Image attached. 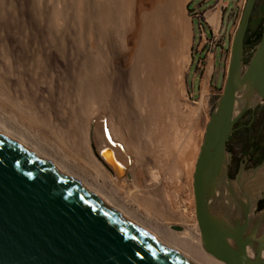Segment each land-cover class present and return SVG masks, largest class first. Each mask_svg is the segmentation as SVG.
<instances>
[{
    "label": "water",
    "instance_id": "water-1",
    "mask_svg": "<svg viewBox=\"0 0 264 264\" xmlns=\"http://www.w3.org/2000/svg\"><path fill=\"white\" fill-rule=\"evenodd\" d=\"M255 2L243 4L223 90L209 113L192 175L202 248L225 264H264V210L254 212L264 189L248 185L263 170L264 158L248 170L241 163L232 179L226 149L237 121L264 102V19L247 62L243 54ZM104 151L119 176L120 165ZM0 264L195 263L0 129Z\"/></svg>",
    "mask_w": 264,
    "mask_h": 264
},
{
    "label": "rangeland",
    "instance_id": "rangeland-1",
    "mask_svg": "<svg viewBox=\"0 0 264 264\" xmlns=\"http://www.w3.org/2000/svg\"><path fill=\"white\" fill-rule=\"evenodd\" d=\"M193 1L0 0V84L19 93L42 89L45 91L40 93L44 96L56 90L58 92H55V98L60 99V104L68 105L70 102L66 97L69 91L81 89L79 84L82 81L111 75L114 57L119 59L124 89H141L135 82L137 78L144 77L147 64L157 63L158 55L162 54L165 58L170 53L166 61L168 63L170 60L169 63L174 65L175 70L168 78L170 84L166 81L168 86L164 89H170L168 97L175 106L180 123L179 141L175 138L179 143H176L178 147L175 154L178 155L182 150L188 153L186 158L179 159L176 167L179 169L173 173L175 183H182L176 196L179 201L175 200V204L185 214L189 224L197 225L192 175L205 124L223 86L220 89H210L208 99L198 95L196 89H190L187 73L193 31L190 23L191 17H194V8H191ZM244 2L245 0H239L228 13L231 41ZM263 16L264 0H256L250 14L251 28ZM182 30L187 33L189 43L183 59H177L172 45L174 46V37L182 33ZM147 42L150 44V51L143 58L139 49ZM51 54L56 55L63 63L57 76L46 73L47 57ZM111 83L112 76L105 89H110ZM131 94L134 97L137 92L132 90ZM71 100H75V97L73 99L71 96ZM72 102L71 104H76ZM135 106L137 103H134ZM135 109L139 111V107ZM227 151L228 173L232 179L238 174L241 163H244V170H248L264 158L263 101L245 112L237 121L236 130L228 141ZM92 155L106 169L94 155L93 149ZM128 173L126 171L125 176H129ZM253 179L248 180L251 191L257 187L252 184ZM169 226L177 232L183 231V225L178 221L171 222Z\"/></svg>",
    "mask_w": 264,
    "mask_h": 264
},
{
    "label": "bare ground",
    "instance_id": "bare-ground-1",
    "mask_svg": "<svg viewBox=\"0 0 264 264\" xmlns=\"http://www.w3.org/2000/svg\"><path fill=\"white\" fill-rule=\"evenodd\" d=\"M173 42L177 59H183L187 33L177 34ZM149 51L147 42L139 54L144 58ZM160 55L157 63L147 64L144 77L136 79L141 89H124L119 59L114 57L111 75L82 81L81 89L69 91L68 105L55 98L56 90L44 96L42 89L19 93L0 84V129L193 263L225 264L202 248L197 225L189 224L175 204L182 183H175L173 173L188 153L175 154L180 123L168 97L170 89H164L175 69L166 61L170 53ZM47 63L46 73L57 76L62 61L51 54ZM111 76L113 83L105 89ZM132 90L137 92L134 97ZM71 96L75 100L70 101ZM104 149L103 155L120 165L118 177L101 156ZM252 184L264 189V168ZM174 221L183 225V231L170 228Z\"/></svg>",
    "mask_w": 264,
    "mask_h": 264
},
{
    "label": "crops",
    "instance_id": "crops-1",
    "mask_svg": "<svg viewBox=\"0 0 264 264\" xmlns=\"http://www.w3.org/2000/svg\"><path fill=\"white\" fill-rule=\"evenodd\" d=\"M239 0H194L193 31L187 80L190 89L208 99L210 89L224 85L229 61L231 24L228 13ZM200 25V27H199ZM189 43V39H188Z\"/></svg>",
    "mask_w": 264,
    "mask_h": 264
},
{
    "label": "trees",
    "instance_id": "trees-1",
    "mask_svg": "<svg viewBox=\"0 0 264 264\" xmlns=\"http://www.w3.org/2000/svg\"><path fill=\"white\" fill-rule=\"evenodd\" d=\"M187 9H189V5L187 6ZM263 19H264V16L261 18L259 23L254 28H251V26H250L251 20L249 18L248 26H247V29H246V32H245V35L243 38L244 62H247V60L251 54V52L248 50L254 49L255 45L257 44V42L260 39ZM236 124H235V129L233 132H235V130H236ZM231 135H230V137H231ZM230 137L228 138V140L226 142V149L227 150H228V141H229ZM263 206H264V198L261 199L260 201H258V203H257L258 208H261Z\"/></svg>",
    "mask_w": 264,
    "mask_h": 264
},
{
    "label": "flooded vegetation",
    "instance_id": "flooded-vegetation-1",
    "mask_svg": "<svg viewBox=\"0 0 264 264\" xmlns=\"http://www.w3.org/2000/svg\"><path fill=\"white\" fill-rule=\"evenodd\" d=\"M263 198H264V196H262L261 198H259V199L256 201V208H255V211H254V212H260V211H263V210H264V206L261 207V208H259V209H258V207H257V203H258V201H260V200L263 199Z\"/></svg>",
    "mask_w": 264,
    "mask_h": 264
},
{
    "label": "built area",
    "instance_id": "built-area-1",
    "mask_svg": "<svg viewBox=\"0 0 264 264\" xmlns=\"http://www.w3.org/2000/svg\"><path fill=\"white\" fill-rule=\"evenodd\" d=\"M199 27H200V25H199ZM201 28V27H200ZM249 51V50H248Z\"/></svg>",
    "mask_w": 264,
    "mask_h": 264
}]
</instances>
